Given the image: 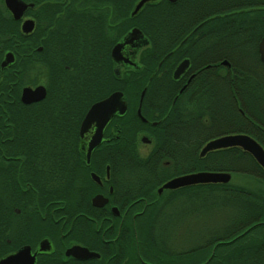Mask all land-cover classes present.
<instances>
[{
	"label": "flooded vegetation",
	"instance_id": "flooded-vegetation-1",
	"mask_svg": "<svg viewBox=\"0 0 264 264\" xmlns=\"http://www.w3.org/2000/svg\"><path fill=\"white\" fill-rule=\"evenodd\" d=\"M25 2L33 3L25 12L36 23L31 34L22 32V21L14 19L4 0H0V25L12 23L5 35L0 34V119L7 122L20 117L11 115L15 110L29 118L23 112L38 105L43 112L41 125L47 119L45 106L57 103L65 111L58 108L55 118L62 117L67 122L72 139H63V131L57 130L58 143L52 144V131H44L41 136L44 139L47 134L48 144H11L15 141V124L7 122L11 136L10 145H5L7 139H3L0 128V259L29 248L24 255L28 264H190L188 259L174 256L173 240L160 239L162 231L173 228V215L179 208H175L176 202L184 201V227L199 225V242L193 239L189 247L212 245L209 254L204 251L196 264L213 261L215 251L213 264H222L229 254L239 259L241 246L249 249V264H264V253L261 257L253 255L255 236L251 230L255 223L250 216L240 217L237 209L225 213L217 207L192 210L191 199L207 204L206 184L164 187L174 177L197 172L186 168L191 152L205 160L200 150L208 140L198 145L203 137L246 133L264 146V61L259 49L262 37L257 42L250 34L240 39V17L223 18L202 11L264 8V0L147 3L144 9L201 11L199 15L174 19L169 39L160 52L157 41L141 24L118 31L126 22L125 13L113 12L114 6L95 1L89 3L96 16L88 18L92 24L87 27L90 48L76 44L74 49H62L58 43L56 50L49 49L54 46L50 36L61 28L52 24H59L63 8L71 2L56 1L54 8L49 4L51 9L46 2L39 8L32 1ZM125 5L122 0L118 7L123 9ZM48 13L54 17L46 18ZM223 21L225 25L232 23V32H224L227 27ZM15 23L19 37L14 34ZM134 27L142 31L143 37L121 50L134 63L131 65L116 60L112 52ZM8 52L13 53V62L2 67ZM255 52L254 62L251 55ZM243 72L247 81L243 80ZM131 74L137 79L127 81L125 78ZM111 83L113 91L90 107L120 91L127 111L112 116L101 143L87 158L88 135L94 128L83 138L80 136L87 112L79 124L78 97L97 85ZM126 86L130 91L125 90ZM38 87L45 89L44 97L24 102V89ZM230 173L229 182L215 185H238L232 180L237 173ZM252 181L262 185L253 189L264 191V181ZM191 187H199V193L191 194ZM245 235L247 240L239 241ZM258 245L264 247V242Z\"/></svg>",
	"mask_w": 264,
	"mask_h": 264
},
{
	"label": "trees",
	"instance_id": "trees-1",
	"mask_svg": "<svg viewBox=\"0 0 264 264\" xmlns=\"http://www.w3.org/2000/svg\"><path fill=\"white\" fill-rule=\"evenodd\" d=\"M24 1H32L36 4L39 8L43 2H46L48 5V9H51L49 4H51L52 8L55 7L56 1H66L71 2L70 6L64 7V14L60 17L59 24L56 23L52 24V26H60L61 28L56 30L50 36V39L54 43V46H47L50 47L49 49H57L58 43L62 46V49H74L76 48V44L78 47L88 49L90 48L87 45V38L90 34L87 31V27L91 26L92 24L88 21V18H94L96 16L93 15V12L89 9L91 5L89 4L91 1L95 2H105L109 3L110 5L114 6L111 7L113 12L116 13H125L126 22L125 24L120 25L117 30H128L133 24L140 25L141 28L148 33L149 35L153 36L158 43L157 49L158 51L164 50V46L169 39V35L171 33V26L174 25V19L176 18H186L195 15H199L201 12L198 8H145L137 15V17H130V12L135 0H125L126 5L123 9H119V4L122 3V0H24ZM68 3V4H69ZM47 9V11H49ZM53 10V9H52ZM206 10L207 15H216L219 14V17L223 18H231V16L240 17L242 21L237 23V33L239 34V38H244L247 35H253L255 41L257 42L260 40L261 37L264 36V8H253V9H203L202 11ZM230 12H237L231 13ZM54 17L53 13H48L46 18ZM100 16V15H97ZM103 17V16H102ZM36 18L39 19L38 14H36ZM40 20V19H39ZM139 20L141 21L139 23ZM229 22V21H227ZM223 26H226L227 29L224 30L227 32H232L231 26L232 23H227L225 25V21L222 22ZM10 22H6V24L0 25V34L5 35L7 31L10 30ZM56 24V25H55ZM14 27V34L19 37L20 34L18 32L17 23L13 25ZM84 30H81V28ZM97 30L95 34H97ZM101 32V29L100 31ZM79 33L81 35H77ZM22 39V38H21ZM23 41V40H22ZM11 48L12 47H8ZM16 49V48H15ZM22 49V46H21ZM16 51H22L20 49H16ZM252 56V59L255 62L256 52ZM245 75L243 77L244 81L248 80L246 72H243ZM147 75L144 78V81L147 80ZM127 81L136 80L135 74L128 75L125 78ZM114 87L112 83L107 86L97 85L93 88V90L88 93L85 91L81 92L78 97V123L80 124L84 114L87 112L90 105L102 98L107 96L110 92H112ZM126 91H130V88L126 86ZM135 90V89H133ZM148 96V95H147ZM127 97H129V93L127 92ZM133 97V95H132ZM131 98V97H130ZM134 98V97H133ZM137 101V100H136ZM65 111L62 109L60 105L57 103H52L45 106V114L47 115L46 124L40 125L42 122V108L38 105L30 106V108L23 113L25 116L28 115L29 118L22 117V113L19 111H14L11 115H21L20 117H13L12 120H8L9 123L15 124V141L11 142V144L24 146L26 144H30L31 146L39 145V144H48L47 141V134L46 136L42 135V132H46L50 134V138L52 144H57V130L63 131V139L71 140L70 138L72 135L71 129H67L65 126L66 121L61 117L58 120L55 118L57 113V109ZM27 113V114H26ZM10 115V116H11ZM4 120L0 119V128L3 131V139H7L4 143L5 145H10L8 139L10 138V134L8 133V129L5 126ZM45 128V130H43ZM55 130V131H53ZM29 131V132H28ZM70 133V134H69ZM74 136V135H73ZM211 136H206L200 139L198 145L201 146L205 141L211 139ZM0 144H2L0 142ZM8 155L9 153H5ZM186 171H198V170H212V171H229L232 173H237L245 176H249L252 178H257L264 181V171L263 169L257 164V162L253 159L251 155L241 151L240 149H229L224 151H217L209 153L205 160H200L197 152H191V158L187 163ZM191 194H198L199 187H191L190 189ZM264 194L263 189H251L246 186L242 185H207L206 186V201L207 204H204L203 200L198 199H191V205L189 206L192 210L193 209H207L213 210L215 207L217 208H224L227 205L233 206L232 209H237L239 211L240 217L243 216H250L251 220L255 223L253 229L251 230L254 234L253 241L255 242L253 255L254 257H261V254L264 253V247H260L258 245L259 242H264V197L261 196ZM215 203L218 206H215ZM186 205V204H185ZM184 201L176 202V207L178 208L175 210L173 215L174 225L173 228L170 230L169 228L165 229L160 234V239L169 241H174V256L180 259L186 258L190 262V264L198 263L199 259L203 257V252H206V255L209 254L212 245H208L207 247H198V245H190L195 240L199 242V225L198 223L194 225L184 227L186 225L185 221L186 218L183 215L185 208ZM181 210L182 212H178ZM230 214V213H229ZM167 219V217H165ZM261 223H257V222ZM230 235V232L228 233ZM247 235L243 236L239 239V241H246ZM195 239V240H193ZM244 239V240H242ZM187 245L184 247V243L187 242ZM161 250L163 248L161 247ZM248 248L241 246L238 250L237 256L239 259L234 257V254H229L224 257L222 260V264H249L250 262L246 261V258L249 257ZM217 256V252H214L212 256V260L208 264H213L215 262V258ZM260 264V262L255 263Z\"/></svg>",
	"mask_w": 264,
	"mask_h": 264
},
{
	"label": "water",
	"instance_id": "water-1",
	"mask_svg": "<svg viewBox=\"0 0 264 264\" xmlns=\"http://www.w3.org/2000/svg\"><path fill=\"white\" fill-rule=\"evenodd\" d=\"M157 0H138L134 5L131 16L135 17L145 7L147 3ZM5 6L11 13L14 19L21 20V30L24 34H31L35 29V20L31 17H26L25 12L33 3H27L23 0H4ZM143 37L140 29L132 28L126 37L118 43L112 52L116 60H124L131 65H134L128 57H124L121 50L124 46H129L138 38ZM145 44V42H143ZM262 60L264 61V36L259 45ZM13 62V53L8 52L2 61V67H5ZM45 95V89L38 87L35 90L25 88L23 91L22 99L24 102L29 103L42 99ZM127 111V104L124 100L123 93L116 91L109 95L107 98L94 103L87 111L80 128V136L83 138L88 135L87 143V158L91 155L93 149L98 146L104 134V129L109 123L114 114H125ZM237 148L241 151L250 154L257 164L264 170V146L254 137L246 133H233L218 136L208 140L200 150V157H206L209 153ZM89 161V159H88ZM232 174L228 171H212L204 170L191 172L181 176H177L165 183L164 187L170 189H178L186 186H194L200 184H223L230 181ZM29 248H23L15 253L9 254L0 259V264H28L24 259L25 252Z\"/></svg>",
	"mask_w": 264,
	"mask_h": 264
},
{
	"label": "rangeland",
	"instance_id": "rangeland-1",
	"mask_svg": "<svg viewBox=\"0 0 264 264\" xmlns=\"http://www.w3.org/2000/svg\"><path fill=\"white\" fill-rule=\"evenodd\" d=\"M232 180H233V182L235 184L245 185V186H248V188H251V189H253L255 185L257 187H259V186L262 187L261 184H259V185L255 184V182L252 181V178L251 177L245 176V175H241V174H235L233 176V179ZM232 207L233 206H231V205L225 206L224 208H222L223 213L229 212L232 209ZM192 225H194V223Z\"/></svg>",
	"mask_w": 264,
	"mask_h": 264
}]
</instances>
